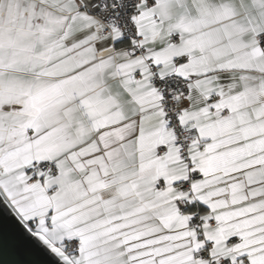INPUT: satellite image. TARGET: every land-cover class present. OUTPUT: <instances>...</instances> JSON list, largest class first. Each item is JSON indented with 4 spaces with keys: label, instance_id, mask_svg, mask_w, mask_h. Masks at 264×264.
<instances>
[{
    "label": "snow or ice",
    "instance_id": "snow-or-ice-1",
    "mask_svg": "<svg viewBox=\"0 0 264 264\" xmlns=\"http://www.w3.org/2000/svg\"><path fill=\"white\" fill-rule=\"evenodd\" d=\"M0 264H264V0H0Z\"/></svg>",
    "mask_w": 264,
    "mask_h": 264
},
{
    "label": "water",
    "instance_id": "water-1",
    "mask_svg": "<svg viewBox=\"0 0 264 264\" xmlns=\"http://www.w3.org/2000/svg\"><path fill=\"white\" fill-rule=\"evenodd\" d=\"M0 221H2L3 223L7 224L8 220H7L6 215L0 214Z\"/></svg>",
    "mask_w": 264,
    "mask_h": 264
}]
</instances>
